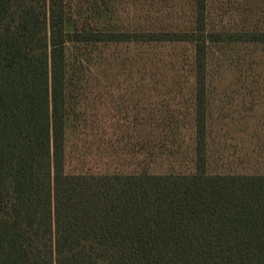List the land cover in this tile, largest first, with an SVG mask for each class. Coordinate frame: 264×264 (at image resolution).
<instances>
[{
	"label": "trees",
	"instance_id": "obj_1",
	"mask_svg": "<svg viewBox=\"0 0 264 264\" xmlns=\"http://www.w3.org/2000/svg\"><path fill=\"white\" fill-rule=\"evenodd\" d=\"M258 5L0 0V264H264V172L226 166L247 121L209 88L227 46L264 62Z\"/></svg>",
	"mask_w": 264,
	"mask_h": 264
},
{
	"label": "rangeland",
	"instance_id": "obj_2",
	"mask_svg": "<svg viewBox=\"0 0 264 264\" xmlns=\"http://www.w3.org/2000/svg\"><path fill=\"white\" fill-rule=\"evenodd\" d=\"M245 1L251 5L259 4L258 9L255 10L256 15L253 16L257 20L264 21V0ZM236 2L237 0H230L231 7L235 8ZM242 15L240 16L237 11L233 14V16H236V20H244L245 18ZM248 18L246 17V19ZM242 49V46H233V51L238 53ZM229 50L230 46H227L221 54L217 52L213 54L210 73L216 75L219 70V76L223 78H218L217 81L212 79L209 82V88L215 93L211 97L213 106H211L210 112L215 117L216 113L224 111L227 114H232L234 117L243 118L247 121V127L244 132L237 131L234 133L245 139L243 144L240 143L235 148L246 152V154L241 156L240 160L235 164L232 163L226 166L234 170L264 172V62L259 60L257 54H252L251 51L241 53L239 55L241 59L237 61H235L236 58L230 60L231 58L228 59L227 56ZM254 50L258 49L255 48ZM243 55L247 58L245 59V63L242 61ZM246 74L251 76L252 82L245 85L247 82L245 79ZM127 84L125 83L122 87H126L125 85ZM123 89V91H127V88ZM119 91L121 92L122 90L119 89ZM212 132L213 134L217 132L215 125L212 128ZM250 133H254L252 139L248 136ZM218 139L219 135L210 138L209 158L212 166L210 170L217 169V165L221 163L220 157L223 155V150L217 148L216 143ZM235 143H237L236 140L227 139V144H232L230 152L235 150V148L233 149ZM255 144L258 146H254ZM247 156L259 157V159L256 160V163H253L247 161L248 158H245ZM233 158H236V156ZM74 165L75 161H73L71 167H74ZM219 169L221 170L220 167Z\"/></svg>",
	"mask_w": 264,
	"mask_h": 264
}]
</instances>
